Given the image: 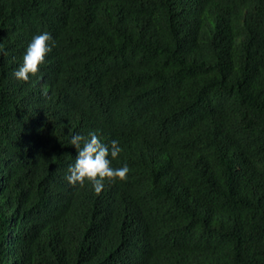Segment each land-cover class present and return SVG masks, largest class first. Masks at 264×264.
<instances>
[{"label":"trees","instance_id":"1","mask_svg":"<svg viewBox=\"0 0 264 264\" xmlns=\"http://www.w3.org/2000/svg\"><path fill=\"white\" fill-rule=\"evenodd\" d=\"M0 264H264V0H0Z\"/></svg>","mask_w":264,"mask_h":264},{"label":"clouds","instance_id":"2","mask_svg":"<svg viewBox=\"0 0 264 264\" xmlns=\"http://www.w3.org/2000/svg\"><path fill=\"white\" fill-rule=\"evenodd\" d=\"M56 40L47 31L34 33L28 41L23 53L22 62L13 69L12 75L20 81H27L29 74H35L44 62L46 53L55 46ZM77 154L68 165L65 179L70 184L83 186L87 181L94 192L100 193L105 179H122L128 171L127 163L119 167L110 164V157H117L121 151L118 141L113 138L105 144L94 131H89L87 138L74 133L69 139Z\"/></svg>","mask_w":264,"mask_h":264}]
</instances>
